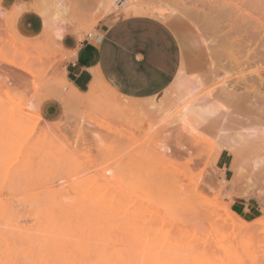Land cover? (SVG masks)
Listing matches in <instances>:
<instances>
[{
    "label": "rangeland",
    "instance_id": "374dc122",
    "mask_svg": "<svg viewBox=\"0 0 264 264\" xmlns=\"http://www.w3.org/2000/svg\"><path fill=\"white\" fill-rule=\"evenodd\" d=\"M125 1L123 11L104 14L93 0L92 19L85 20L73 0H47L37 12L47 19L44 30L28 37L17 28L20 9L7 11L0 0V73L18 77L0 75V264H84L88 256L87 264H264V169L254 165L264 156V123L237 126L230 118L238 110L219 103L180 123L173 84L141 100L98 83L76 93L66 83L61 43L79 30L93 34L101 22L154 17L169 25L187 58L180 57L184 78L205 83L207 103L225 83L257 106L264 101V61L245 57L264 38V0ZM230 18L250 37L241 49L250 55L234 61L214 54V44L234 32ZM54 81L69 102L40 101ZM48 101L53 117L41 111ZM250 128L259 141L221 148L222 134Z\"/></svg>",
    "mask_w": 264,
    "mask_h": 264
},
{
    "label": "crops",
    "instance_id": "0c3cea01",
    "mask_svg": "<svg viewBox=\"0 0 264 264\" xmlns=\"http://www.w3.org/2000/svg\"><path fill=\"white\" fill-rule=\"evenodd\" d=\"M91 1L90 6H94ZM4 2L7 11L20 9L17 14L20 32L28 37L42 33L47 19L37 12L44 11L46 4L40 7L41 4L37 6L33 0ZM90 6L79 0H73L72 4L77 16L85 20L92 19ZM61 43L68 59L65 79L79 94L88 92L93 83H98L111 87L124 98H150L171 84L180 66L179 49L171 29L150 16H128L111 23L101 22L93 34L85 37L79 30L77 34L65 36ZM52 105L54 102H44L42 113L53 117L49 113Z\"/></svg>",
    "mask_w": 264,
    "mask_h": 264
},
{
    "label": "bare ground",
    "instance_id": "6f19581e",
    "mask_svg": "<svg viewBox=\"0 0 264 264\" xmlns=\"http://www.w3.org/2000/svg\"><path fill=\"white\" fill-rule=\"evenodd\" d=\"M35 1V5H37V6H39L40 4V7H43L45 4H46V2H47V0H33V2ZM249 1V0H248ZM258 1V0H257ZM195 2V1H194ZM222 2V1H221ZM247 3V2H246ZM253 3V2H252ZM251 3V4H252ZM34 4V3H33ZM44 4V5H43ZM220 4V3H219ZM35 5H33V6H35ZM100 5H101V8H102V11H103V13L104 14H108V13H110L111 12V10L114 12V11H123L124 9H126L127 7H128V5H129V3H128V1H125V0H100ZM248 5V4H247ZM250 5V4H249ZM249 7H251V6H249ZM38 8V7H37ZM37 8H35V9H37ZM233 8V7H232ZM242 8V7H241ZM33 9V8H32ZM214 9V8H213ZM210 11V10H209ZM1 13V12H0ZM112 13V12H111ZM245 13V12H244ZM222 14V13H221ZM220 13L218 14L217 12H216V15L220 18V20L222 19H224V18H222V17H224V16H226V18H227V14L226 13H223L222 15H221ZM1 15V14H0ZM165 15H167V14H165ZM230 15V14H229ZM161 16V15H160ZM189 16V15H188ZM214 16H215V14H214ZM213 16V17H214ZM165 18H166V16H164ZM193 17V16H192ZM254 17V16H253ZM161 18H163V17H161ZM160 18V19H161ZM167 18H169V17H167ZM166 18V19H167ZM249 18V17H248ZM187 19H188V17H187ZM239 19H241V18H239ZM238 19V20H239ZM178 20V19H177ZM214 20H215V22H216V18H214ZM226 19H224L223 21H225ZM231 18L230 19H228V23L229 22H231V24H230V27L234 30V32H233V34L232 35H229V34H225L224 36H222V38H220L219 39V41H217V44H214V45H217L216 46V48L214 49V54H215V56H217V58H225V59H227V61H234L235 60V56L237 55V54H240L241 53V55H243L242 54V46H244V44L250 39V37L248 36V34H247V32H249L248 31V29L246 28L247 26L245 25V24H241V23H239V22H237V20H235V21H233V19L231 20ZM167 21V20H166ZM173 21V20H172ZM206 21V20H205ZM208 22V21H207ZM251 22V21H250ZM227 23V24H228ZM200 24V23H199ZM251 24H252V22H251ZM168 27H169V25L168 24H166ZM264 25V24H263ZM176 26H178V25H176ZM210 26V25H209ZM212 26V25H211ZM253 26V25H252ZM229 27V28H230ZM250 27H251V25H250ZM170 28V27H169ZM172 28V27H171ZM175 28V27H174ZM210 28V27H209ZM249 28V27H248ZM217 29V28H216ZM215 28H214V30H215V33L217 32V30H219V28L216 30ZM232 30V31H233ZM220 31V30H219ZM217 34V33H216ZM224 34V33H223ZM222 34V35H223ZM244 34V35H243ZM262 34H264V33H262ZM219 35V34H218ZM258 35V34H257ZM264 36V35H263ZM212 37V36H211ZM219 37H221V36H219ZM255 38V37H254ZM257 38V37H256ZM233 39H236V40H234V41H232ZM262 39V38H261ZM263 40H264V38H263ZM261 41L260 43H258L257 44V46L255 47L254 46V44L252 45V46H254V50H251V55L249 56V57H245V59L246 58H248V60H254V61H256V64L255 65H257L258 63H260V62H263L264 61V41ZM228 41H232V42H228ZM258 41V40H257ZM210 42H215V40L213 39H211L210 40ZM255 42V41H254ZM210 45V44H209ZM210 47H213V46H211L210 45ZM229 49V52L227 51H225V49ZM248 48V47H247ZM246 50V49H245ZM241 51V52H240ZM254 51V52H253ZM208 53H210V52H208ZM247 54V53H246ZM247 54V55H248ZM180 55V54H179ZM247 55H245V53H244V55L243 56H247ZM214 56V55H213ZM214 56V61L216 60V57ZM181 57V56H180ZM198 57V56H197ZM182 58V57H181ZM184 58H186V57H184ZM184 58H182L183 60H185ZM251 58V59H250ZM187 59V58H186ZM207 59V58H206ZM211 59H213V58H211ZM222 59V60H223ZM240 59H243V58H240ZM256 59V60H255ZM222 60H221V62H222ZM251 60V61H252ZM180 61H182V60H180ZM201 61V60H200ZM217 61H219V60H217ZM217 61H215V62H217ZM225 61V60H224ZM250 61V62H251ZM229 63H231V62H229ZM228 63V64H229ZM233 63V62H232ZM216 64V63H215ZM227 64V65H228ZM218 65V64H217ZM230 65V64H229ZM186 67V66H185ZM217 67V66H216ZM235 67V66H234ZM256 67H258V66H256ZM262 67V66H261ZM260 67V68H261ZM230 68V67H229ZM255 68V67H254ZM259 68V67H258ZM257 68V69H258ZM259 68V70H261V71H263L264 69L263 68H261L260 69ZM187 70V67H186V69H185V71ZM260 72V71H259ZM258 72V73H259ZM252 73H253V70H252ZM0 75H2V76H4L5 78H8L9 80L10 79H17L18 77H14V76H12V74H8V73H6V72H4V73H0ZM14 75V74H13ZM249 75V74H248ZM256 75V74H255ZM260 75V74H259ZM185 76V75H184ZM184 76L182 75V65H180L179 66V69H178V72H177V74H176V76L174 77V79H173V81L171 82V84H173L177 89H178V95H176L175 97V100L173 101L174 103H172L173 105H172V108L173 109H175V108H177V110L180 108V110H179V112H180V114L177 116V121L178 122H180V123H183V122H185V120H189L190 118H199V117H201L202 115H204V114H207V113H210V112H214V111H216L217 109H219L220 107H216V106H214L215 104H217V103H219L218 105L219 106H222V107H225L226 109H233V110H238V112H236L237 113V115L238 116H236V118H235V115H234V117L233 118H230V119H232L233 120V122H231V123H233V124H235V125H241V124H244V123H249L250 124V122H258V124H257V126L258 125H263V123H264V104L262 103V102H264V101H261L262 100V96H261V99H260V97H259V99H260V102L258 103V105L257 106H253L252 105V103L250 102L253 98H252V96H251V98H250V94H247L245 91V93H241V94H239V93H237V91H239V90H237V91H235V88L237 87H235V88H233V89H227L226 88V86H225V83H223V85H222V87H221V89L219 90V93H218V91H217V93H216V90H214V93H216L215 95L211 92L212 90H210V92L214 95V97H213V104H210V103H207L206 102V97H209L210 96V94L209 93H207L206 91L204 92L203 91V85H205V83L203 82V81H201L199 78H197L196 76V78L194 77V79H188V78H184ZM188 76H190V75H188ZM192 76V75H191ZM194 76V75H193ZM253 76V75H252ZM261 76V75H260ZM3 77V78H4ZM186 77V76H185ZM190 78V77H189ZM247 78V77H246ZM247 80V79H246ZM210 81V80H209ZM235 81V80H234ZM245 81V80H244ZM193 82V83H192ZM213 82V81H212ZM241 81H239V83H240ZM243 82V81H242ZM249 82V81H248ZM66 83H67V85L70 87V89L71 90H73V88L71 87V85L68 83V81H66ZM208 83V82H207ZM211 83V82H210ZM216 83V82H215ZM245 83H246V81H245ZM170 84V85H171ZM222 84V83H221ZM211 85H212V83H211ZM242 85V84H241ZM243 85L245 86V85H247V84H244V82H243ZM242 85V86H243ZM228 86H229V84H228ZM235 86V85H234ZM219 87V88H220ZM93 88V87H92ZM245 88V87H244ZM90 89V88H89ZM218 89V88H217ZM250 89H251V86H250ZM207 90V89H206ZM255 90H257V89H255ZM74 91V90H73ZM90 91V90H89ZM201 91H203L202 93L203 94H201L200 92ZM260 91V90H259ZM259 91H257V92H259ZM91 92H93V90L91 91ZM255 91H253V93H254ZM257 92H255V93H257ZM174 94H177V93H174ZM264 95V94H263ZM253 97H255V96H253ZM258 97V96H257ZM49 98H61V99H63V100H65L66 102H69L70 101V96H69V93L66 91V90H64V89H62V88H60V83L59 82H57V81H54L53 82V85H52V92L51 93H47V94H44L43 96H41V98H40V101L41 100H43V99H49ZM254 100V99H253ZM185 102H187V103H185ZM253 102V101H252ZM255 102V101H254ZM185 103V104H184ZM251 103V104H250ZM262 103V104H261ZM222 109V108H221ZM232 112V111H231ZM224 113V112H223ZM235 113V114H236ZM225 115H230V111L229 112H226V113H224V115L222 114V117H224L225 118ZM231 115H233V113L231 114ZM240 117V118H239ZM223 120V118L221 119V121ZM225 120V119H224ZM232 120H230V121H232ZM261 121V122H260ZM186 124V123H185ZM264 127V126H263ZM183 128H185V127H183ZM262 128V127H261ZM247 131V130H246ZM258 131V130H257ZM255 129H252V128H250V129H248V133H245V135L243 134H236V135H234V136H229V134L228 135H226V133H224L225 134V136H224V134H222L223 135V138L222 139H225V141L226 142H223L224 144L223 145H221V142L219 143L220 145H221V148H226V149H230V150H234V149H236V148H238V146H240V144L242 143V142H249V141H251V140H256L257 138H254V137H256V132H257ZM263 131V130H262ZM258 134H260V133H258ZM232 135V134H231ZM262 134H260L259 136H261ZM254 138V139H253ZM222 139H220L221 141H222ZM261 139V138H260ZM259 139V140H260ZM218 140H219V137H218ZM219 140V141H220ZM258 140V139H257ZM258 140V141H259ZM218 141V142H219ZM260 141H263L264 142V140H260ZM252 142V141H251ZM249 144V143H248ZM247 144V145H248ZM261 144V143H260ZM264 143H262V145H263ZM261 145V146H262ZM242 146V145H241ZM260 146V147H261ZM220 148V149H221ZM254 148V147H253ZM252 148V149H253ZM223 149H221V151H222ZM227 151V150H226ZM229 151V150H228ZM257 155V154H256ZM264 155V154H263ZM258 157V156H257ZM260 158H261V156H260ZM254 165H255V167H257V168H259V166H261L263 169H264V156H263V159L261 158V159H258V160H256V161H254ZM233 167V166H232ZM260 167V168H261ZM262 169V170H263ZM261 170V169H260ZM260 172H262V171H260ZM259 172V173H260ZM263 173H264V171H263ZM45 236V235H44ZM91 253V252H90ZM48 254V253H47ZM61 254V253H60ZM84 254V253H83ZM88 253H85V255H87ZM97 254V253H96ZM105 253H101L100 255L102 256V255H104ZM46 255V254H45ZM62 255V254H61ZM84 255V256H85ZM98 255V254H97ZM122 255H124V254H122ZM88 256V255H87ZM101 256L100 257H98L97 259H102L103 258V256H102V258H101ZM82 257V256H81ZM89 257V256H88ZM87 257V259H89ZM84 258H86V257H84ZM135 258V257H134ZM87 259L85 260V259H83V260H85V262H84V264L86 263L87 264ZM131 259H132V256H131ZM57 260V259H56ZM107 260V259H106ZM106 260H104V261H106ZM113 260V259H112ZM95 261V260H94ZM103 261V260H102ZM114 261V260H113ZM153 261V260H152ZM151 261V262H152ZM93 262V261H92ZM128 262V261H127ZM151 262H149V263H151ZM156 262V261H155ZM83 263V262H82ZM90 262H89V260H88V264H89ZM94 263V262H93ZM118 263H120V262H118ZM148 263V264H149ZM157 263V262H156ZM155 263V264H156ZM91 264V263H90ZM104 264V263H103ZM107 264V263H106ZM121 264V263H120ZM127 264H129V263H127ZM132 264V263H131Z\"/></svg>",
    "mask_w": 264,
    "mask_h": 264
}]
</instances>
